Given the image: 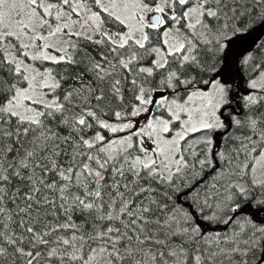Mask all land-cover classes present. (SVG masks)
<instances>
[{"label":"snow or ice","instance_id":"snow-or-ice-1","mask_svg":"<svg viewBox=\"0 0 264 264\" xmlns=\"http://www.w3.org/2000/svg\"><path fill=\"white\" fill-rule=\"evenodd\" d=\"M0 264H264V0H0Z\"/></svg>","mask_w":264,"mask_h":264}]
</instances>
